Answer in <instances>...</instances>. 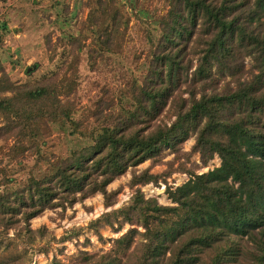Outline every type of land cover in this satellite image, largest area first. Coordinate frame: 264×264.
Instances as JSON below:
<instances>
[{
  "label": "trees",
  "instance_id": "obj_1",
  "mask_svg": "<svg viewBox=\"0 0 264 264\" xmlns=\"http://www.w3.org/2000/svg\"><path fill=\"white\" fill-rule=\"evenodd\" d=\"M124 2L87 0L75 33L63 30L73 50L62 48L57 68L20 81L0 72L7 163L33 156L24 178L9 173L8 164L0 167V264H29L28 248L47 234L45 225L31 226L33 217L95 192L112 205L119 190L107 184L146 159L165 167L132 171L128 200L87 224L98 237L105 225L128 227L100 253L79 250L74 264H264V0H166L163 13L139 18L144 63L123 71L112 96L90 98L93 106L64 99L78 88L79 74L56 79L62 63L73 67L84 53L88 68H114L109 61L120 54L129 22ZM63 11L62 21L77 14L65 3ZM6 32L2 20L0 47ZM169 107L173 118L156 121ZM53 127L69 135L68 151L44 147ZM195 152L202 164L215 154L219 164L197 172ZM165 153L172 156L162 161ZM175 171L188 178L168 183ZM159 181L171 203L141 188Z\"/></svg>",
  "mask_w": 264,
  "mask_h": 264
},
{
  "label": "rangeland",
  "instance_id": "obj_2",
  "mask_svg": "<svg viewBox=\"0 0 264 264\" xmlns=\"http://www.w3.org/2000/svg\"><path fill=\"white\" fill-rule=\"evenodd\" d=\"M124 1L129 15V22L120 54L116 58L111 57L109 61V64H113L114 68L111 70L90 69L85 63L84 53L81 54L73 67H69L67 63H62L63 68L57 70L56 79L73 76L72 73L79 74L76 75L78 88L64 95V99L73 100L77 105L88 104L93 106L95 99L90 98H96L97 95L98 98L103 97L106 100L113 95L111 91L116 88L119 82L125 80L123 71L126 68L136 69V67L143 65L147 44L143 31L138 25V20L140 17H146V13L150 15L163 13L167 8V2L166 0H130L134 4L132 6L129 0ZM86 2L87 0H0V22L5 20L7 23V32L0 47L3 66L0 72L4 71L11 79L20 81L24 80L29 74L38 76L50 69L57 68L62 59V48L67 45V48L73 50V47L67 44L66 39L63 40V30H65V33H75L76 27L80 25V21L86 15ZM64 3L68 4L70 13L73 8L77 11L75 17L71 18L70 21H66L67 19L61 20L64 13ZM87 41L88 39L85 40V42ZM248 60V57H246V68L249 66ZM28 66L31 68L27 69ZM65 67L66 69H64ZM228 80H230L229 76H226L222 79V83ZM231 84H233V81H231ZM104 85L107 86L105 88H108V92L102 89ZM183 94L185 96L187 92ZM172 118L173 115L169 107L163 110L156 121L169 122ZM45 137L46 145L44 147L47 151L66 152L72 144L71 140L68 139L70 138L69 135L58 127H53ZM193 140V137L186 139L182 148L184 150L189 149ZM9 143L10 139H0V167L8 164L7 171L9 173L24 178L27 174V167L33 162V156L25 154L20 157V162L7 163L6 150ZM171 156L172 154L165 153L162 161L169 159ZM191 160L198 163L195 170L201 172L218 165L220 158L215 154L206 164H202L199 154L195 152L191 155ZM150 163V160L146 159L137 165L131 166L125 173L107 184L108 190H119L112 205L105 206L103 194L95 192L72 204L66 203L64 206L58 205L46 208L33 217L30 220L31 226L45 225L47 234L40 239H36L33 246L28 248V255H31L29 264H52L53 257L59 260L58 264H74L79 250L84 249L91 253H100L102 250L109 248L112 238L124 231L128 227V223H125L118 231H114L108 225L101 227L102 237H98L92 229L88 228L87 224L90 219L95 218L101 212L125 203L134 190L128 183L132 171L143 169L149 166ZM164 167L165 163L160 162L150 165V170L156 172ZM187 178V173L175 171L167 178V181L172 185H176ZM141 188L146 196H154L161 203L168 204L172 202L165 190V183L162 181L158 183L149 182L142 185ZM74 230H80V232L71 238L60 239L63 234L72 233ZM12 231V229H9V234H12ZM51 235L55 236L54 239ZM44 243H47L48 249L46 251L38 250V246ZM18 248L21 252L22 245H19Z\"/></svg>",
  "mask_w": 264,
  "mask_h": 264
},
{
  "label": "water",
  "instance_id": "obj_3",
  "mask_svg": "<svg viewBox=\"0 0 264 264\" xmlns=\"http://www.w3.org/2000/svg\"><path fill=\"white\" fill-rule=\"evenodd\" d=\"M29 68H31L30 66H28V68L27 69H29Z\"/></svg>",
  "mask_w": 264,
  "mask_h": 264
}]
</instances>
